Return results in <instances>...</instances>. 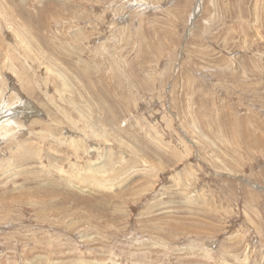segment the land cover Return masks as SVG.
I'll return each instance as SVG.
<instances>
[{
	"label": "rangeland",
	"instance_id": "rangeland-1",
	"mask_svg": "<svg viewBox=\"0 0 264 264\" xmlns=\"http://www.w3.org/2000/svg\"><path fill=\"white\" fill-rule=\"evenodd\" d=\"M0 264H264V0H0Z\"/></svg>",
	"mask_w": 264,
	"mask_h": 264
},
{
	"label": "bare ground",
	"instance_id": "bare-ground-1",
	"mask_svg": "<svg viewBox=\"0 0 264 264\" xmlns=\"http://www.w3.org/2000/svg\"><path fill=\"white\" fill-rule=\"evenodd\" d=\"M27 105V104H26ZM24 106V105H23ZM13 107V106H12ZM15 107V106H14ZM13 110H14V108H13ZM12 111V110H11ZM14 112V111H13ZM13 114V113H12ZM16 114V113H15ZM14 115V114H13ZM12 120V119H11ZM101 121V120H100ZM4 126V125H3ZM104 128V127H103ZM97 169H98V167H96ZM102 168V167H101ZM95 169V168H94ZM102 169H104V168H102ZM98 170H100V169H98ZM105 170V169H104ZM104 170H103V172H104ZM97 171V170H96ZM101 173H103L102 171H100ZM90 173V172H89ZM102 177H103V175H102ZM108 179V178H107ZM99 184V183H98ZM94 186H96V187H99V188H101L100 186H98V185H96V184H93ZM245 236V235H244ZM81 262V261H80Z\"/></svg>",
	"mask_w": 264,
	"mask_h": 264
}]
</instances>
